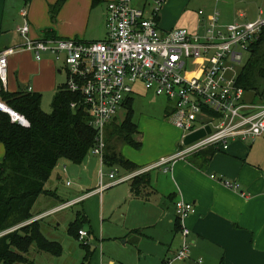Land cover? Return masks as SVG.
I'll return each instance as SVG.
<instances>
[{
	"label": "built area",
	"instance_id": "built-area-1",
	"mask_svg": "<svg viewBox=\"0 0 264 264\" xmlns=\"http://www.w3.org/2000/svg\"><path fill=\"white\" fill-rule=\"evenodd\" d=\"M164 1L144 0L141 7L132 6L133 0L109 2L104 11L105 38L96 42L30 39L27 22L16 30L25 39L23 49L31 52L36 61L49 55L54 61L63 63L67 75L65 89L78 96L69 108L86 112L89 126L97 133L91 151L99 157L101 164L104 130L123 109L124 102L138 83L171 102L172 123L181 132L178 150L171 158H162L146 169L118 178L117 170L113 169L107 174L108 182L100 169L97 190L63 203L56 211L203 149L218 147L226 150L231 141L264 138V104L245 103V92L236 85L237 75L245 63L243 56L249 53L250 46L260 38L264 29V16L260 14L249 22L223 24L215 8L207 16L199 10L197 32L178 29L163 33L158 26V15ZM25 14L22 11V15ZM16 51V48L0 50V88L4 90L8 58ZM189 59L205 62L198 76L183 74L185 62ZM0 112L8 115L13 124L27 126L26 119L1 99ZM206 128L209 132L202 138L184 144L188 135ZM210 178L222 181L213 175ZM223 184L237 190V186L228 181ZM174 213L183 241L171 261H185L189 259L192 243L188 240L190 231L184 221L195 213V207L179 199L174 203ZM77 235L80 242L88 236L81 229ZM196 264H203L202 260L198 259Z\"/></svg>",
	"mask_w": 264,
	"mask_h": 264
},
{
	"label": "crops",
	"instance_id": "crops-1",
	"mask_svg": "<svg viewBox=\"0 0 264 264\" xmlns=\"http://www.w3.org/2000/svg\"><path fill=\"white\" fill-rule=\"evenodd\" d=\"M56 1L0 0V50L17 49L8 58L7 92L9 79L11 93L23 90L52 100L54 93L66 84L63 63L54 61L49 55L36 61L31 52L23 49L25 39L16 30L25 22L29 26L30 39L49 37L96 42L105 38L104 11L114 0H99L95 5L91 0H65L56 17L51 18L49 7ZM196 2L198 10L189 9ZM217 3L218 0H165L158 15L160 31L185 29L197 32L200 24L198 11L203 10L207 16L216 9ZM144 4V0L132 2L134 7ZM22 11L26 14L22 15ZM257 17L248 11L234 10L226 13V22L220 21L223 24L249 22ZM167 114L171 117L168 123L146 117L138 122L136 139L141 143L140 150L129 146L120 149L122 156L136 169L129 171L118 167L123 175H119V171L116 178L139 172L176 153L181 132L172 123L171 111ZM158 133L159 137L156 136ZM3 156L4 150L0 145V163ZM63 171H66L65 166ZM143 174L149 176V185L142 189L140 197H133L130 191L133 179L126 181L129 184L126 199L151 206L150 211L156 221L147 226L149 230L157 231L159 229L155 227H164V234L158 231L153 236L143 234V230L135 232L159 246L158 254L153 257L156 263L153 264H167L182 244L174 213V203L179 199L195 207V213L184 221V226L190 231L188 240L192 245L188 260L171 261L170 264H196L198 259L203 264H264V138L231 141L226 150L209 147ZM212 175L222 181L211 179ZM224 181L236 185L237 190L225 187ZM66 186L69 185L66 183ZM105 190L78 203L83 204V215L89 225L91 220L84 209L85 203L101 196ZM90 233L94 234L91 227Z\"/></svg>",
	"mask_w": 264,
	"mask_h": 264
},
{
	"label": "trees",
	"instance_id": "trees-1",
	"mask_svg": "<svg viewBox=\"0 0 264 264\" xmlns=\"http://www.w3.org/2000/svg\"><path fill=\"white\" fill-rule=\"evenodd\" d=\"M64 2L57 0L49 7L51 18L56 17ZM98 2L91 0L92 5ZM260 80L264 81V29L260 38L250 46L249 57L237 75L236 85L245 93L253 91L257 95L260 94ZM0 99L27 121L26 127H20L0 112V145L4 150L0 163V264H33L22 255L28 251L29 245L52 256L61 255L60 244L49 241L39 224H26L33 218L34 205L40 196H55L45 189V184L59 159L64 157L80 165L94 148L97 133L89 126L84 110L69 108V104L78 100V96L68 92L65 85L54 93L49 114L42 112L38 93L23 90L9 93L0 88ZM131 102L132 98L129 97L123 104L125 117L121 124L106 126L105 129L102 161L110 169H136L122 156L116 145L135 150L141 148V143L136 139L139 132L133 122ZM147 185V174L134 177L130 184L132 196L140 197ZM79 215L68 230L76 240L78 231L87 222L83 214ZM81 248L85 251L84 264H89L92 252L87 245Z\"/></svg>",
	"mask_w": 264,
	"mask_h": 264
},
{
	"label": "rangeland",
	"instance_id": "rangeland-1",
	"mask_svg": "<svg viewBox=\"0 0 264 264\" xmlns=\"http://www.w3.org/2000/svg\"><path fill=\"white\" fill-rule=\"evenodd\" d=\"M197 6L198 2L193 6H189V9L193 11L195 9L196 11L199 8ZM216 10L220 14V20L224 22L227 21L224 20L226 13L234 10L237 12L248 11L253 17L260 16L261 11L264 16V0H218ZM248 57L249 53H245L243 56L245 62ZM204 65L203 60H186L183 74L188 77L198 76ZM258 88L260 94L256 95L253 91L245 93V103H264L263 80L259 81ZM11 91L12 88L8 79V92L11 93ZM130 98H132L133 122L136 125L143 117L155 122L162 120L168 123L171 121V117L167 113H170L172 104L166 97L159 96L152 90H146L142 84L138 83L134 86ZM50 103V97L41 98V110L45 114L51 112ZM124 117L125 110L120 109L107 126L121 124ZM156 136L159 137L160 134L158 133ZM116 145L119 149L124 147L120 144ZM64 166L65 172L63 171ZM101 168L104 174H108L113 170L101 164L99 157L92 151L89 152L80 165L73 164L64 157L59 159L56 167L51 171L48 182L45 184V189L53 192L55 197L40 196L34 205L32 210L34 215L30 221L40 225L39 227L44 236L49 241L60 244L61 255L52 256L46 252L36 250L33 245H29L28 251L22 253L28 262L32 261L33 264H84L85 251L81 247L87 245L92 252L89 264L156 263L153 257L158 254L159 250L157 248L159 246L148 242V239L135 234V232L143 230V234L153 236L158 231L164 234V227H155V229H159L157 231L147 228L148 225L150 226L156 221V217L154 218L150 211L151 206L142 201L126 199L129 184L125 182L119 184V186L110 187L101 196H95L85 203L84 209L87 210L91 225L86 222L81 227V230L88 235L84 242H80L69 235V227L75 222L77 215L83 214V204H78V202L60 211H56V209L64 202L74 200L78 195L80 197V195L96 189L99 184V171ZM116 170L117 176L123 175L120 168ZM104 178L107 182V177ZM66 183H69V186H66ZM38 213L42 214L39 215ZM152 218H154V221ZM156 225L158 226V222ZM90 227L93 228L94 234L90 233ZM14 230L15 228L12 229V231Z\"/></svg>",
	"mask_w": 264,
	"mask_h": 264
},
{
	"label": "water",
	"instance_id": "water-1",
	"mask_svg": "<svg viewBox=\"0 0 264 264\" xmlns=\"http://www.w3.org/2000/svg\"><path fill=\"white\" fill-rule=\"evenodd\" d=\"M209 132V129L206 128L205 130H199L194 132L191 135H188L185 139H184V144L188 145L191 144L192 142H195L196 140L202 138L206 133Z\"/></svg>",
	"mask_w": 264,
	"mask_h": 264
}]
</instances>
